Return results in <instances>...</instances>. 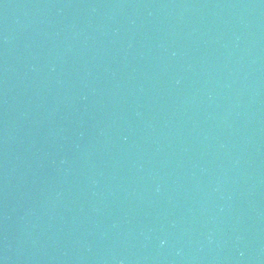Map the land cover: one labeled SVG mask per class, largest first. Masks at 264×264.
Here are the masks:
<instances>
[{"label":"water","instance_id":"1","mask_svg":"<svg viewBox=\"0 0 264 264\" xmlns=\"http://www.w3.org/2000/svg\"><path fill=\"white\" fill-rule=\"evenodd\" d=\"M0 195L54 264H264V0H0Z\"/></svg>","mask_w":264,"mask_h":264}]
</instances>
